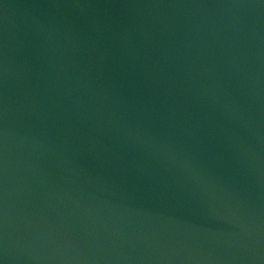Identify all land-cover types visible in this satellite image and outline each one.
<instances>
[{"label":"water","instance_id":"water-1","mask_svg":"<svg viewBox=\"0 0 264 264\" xmlns=\"http://www.w3.org/2000/svg\"><path fill=\"white\" fill-rule=\"evenodd\" d=\"M0 264H264V0H0Z\"/></svg>","mask_w":264,"mask_h":264}]
</instances>
